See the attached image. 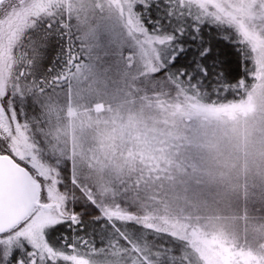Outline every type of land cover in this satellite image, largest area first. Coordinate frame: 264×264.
Returning a JSON list of instances; mask_svg holds the SVG:
<instances>
[{"label":"snow or ice","instance_id":"1","mask_svg":"<svg viewBox=\"0 0 264 264\" xmlns=\"http://www.w3.org/2000/svg\"><path fill=\"white\" fill-rule=\"evenodd\" d=\"M0 264H264V0H0Z\"/></svg>","mask_w":264,"mask_h":264},{"label":"trees","instance_id":"2","mask_svg":"<svg viewBox=\"0 0 264 264\" xmlns=\"http://www.w3.org/2000/svg\"><path fill=\"white\" fill-rule=\"evenodd\" d=\"M221 49H222V54L225 55V56H227V57L232 58V60L234 62L235 58H234V56H232L231 50L227 46H225V45H221ZM87 231H90V229H87L86 228L85 229V232H87ZM97 243H99V238H97Z\"/></svg>","mask_w":264,"mask_h":264}]
</instances>
